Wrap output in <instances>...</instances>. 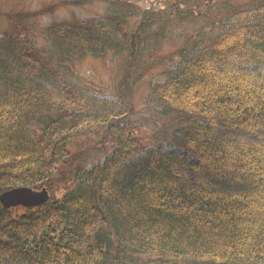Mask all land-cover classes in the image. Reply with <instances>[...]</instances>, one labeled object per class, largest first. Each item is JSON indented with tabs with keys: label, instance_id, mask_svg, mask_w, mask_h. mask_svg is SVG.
I'll return each mask as SVG.
<instances>
[{
	"label": "trees",
	"instance_id": "1",
	"mask_svg": "<svg viewBox=\"0 0 264 264\" xmlns=\"http://www.w3.org/2000/svg\"><path fill=\"white\" fill-rule=\"evenodd\" d=\"M99 1L86 20L26 28L38 47L18 20L0 32V193L49 192L22 212L0 204V264H264V0L223 1L159 61L151 96L170 124L154 141L137 132L131 67L106 91L66 63L125 52L135 64L196 1L217 0ZM94 127L113 145L87 164L70 143Z\"/></svg>",
	"mask_w": 264,
	"mask_h": 264
},
{
	"label": "rangeland",
	"instance_id": "2",
	"mask_svg": "<svg viewBox=\"0 0 264 264\" xmlns=\"http://www.w3.org/2000/svg\"><path fill=\"white\" fill-rule=\"evenodd\" d=\"M138 4L141 9H163L168 3H179L177 0H130ZM223 1L230 4H239L244 0H217L216 5H204L200 1L194 4L193 17L183 21H177L170 25L165 33V38L156 39V51L152 56L143 55L135 64L124 53H108L104 57H86L75 62H67L66 68L72 73L84 76V81L99 86L102 90L110 91L117 86L124 71L131 67L132 72L127 79L125 89H130L133 105V117L138 123L139 137L144 141H154L166 135V125L170 124L161 118L156 110L151 96L152 86L163 80L162 70L169 66L167 63L160 65L159 61H172L177 58V50L207 19H213L226 12ZM189 5H184L190 10ZM183 6V7H184ZM105 3L99 0H0V32L13 27L15 20L20 21L22 35L33 40L34 46L40 45L37 36L32 35L29 29L39 30L56 22L76 19L86 20L89 17L102 14ZM136 15L131 21L137 20ZM132 30L133 28H128ZM36 34H39L38 32ZM128 77V76H127ZM125 90V92H126ZM124 91V90H123ZM113 145V137L105 132L102 127H94L85 136L70 143V148L84 154L87 164L101 159ZM25 207H16L17 212H22Z\"/></svg>",
	"mask_w": 264,
	"mask_h": 264
},
{
	"label": "water",
	"instance_id": "3",
	"mask_svg": "<svg viewBox=\"0 0 264 264\" xmlns=\"http://www.w3.org/2000/svg\"><path fill=\"white\" fill-rule=\"evenodd\" d=\"M49 199L48 190L32 189L30 187H15L0 193V204L2 207L9 209L18 206L25 208L38 207L46 203Z\"/></svg>",
	"mask_w": 264,
	"mask_h": 264
}]
</instances>
